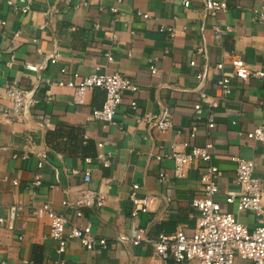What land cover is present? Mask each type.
<instances>
[{
  "label": "crops",
  "instance_id": "obj_1",
  "mask_svg": "<svg viewBox=\"0 0 264 264\" xmlns=\"http://www.w3.org/2000/svg\"><path fill=\"white\" fill-rule=\"evenodd\" d=\"M222 1L226 9L212 16L203 0H189L188 8L181 0H30L26 14L19 10L25 6L21 0H0V264H32L35 245L43 248L42 264H178L158 258L150 242L135 247L117 238L131 237L133 225L144 229L149 241L159 234L172 237L177 230L187 236L193 232L197 212L191 201L202 196L200 176L207 164L192 162L179 178L171 156L207 143L211 164L220 171L215 200L249 231L256 228V217L238 213L235 202L225 199L238 194L234 159L242 158L255 166L264 208V144L246 138L264 120V77L237 79L229 56L241 58L250 74L264 72V0ZM214 28L222 34L216 36ZM54 45L59 58L46 63ZM219 61L223 68L216 70ZM27 63L43 69L27 70ZM93 73H118L137 85L135 93L124 92L114 124L92 117L103 107V90L92 89L75 104L73 90L57 86L74 80V74ZM221 78L229 80L228 93L217 85ZM12 84L33 90L36 101L14 120L1 113L10 105L5 90ZM213 101L216 108L209 106ZM195 103L202 106L199 117ZM163 112L171 122L164 131L142 121ZM35 176L39 186L32 184ZM133 185L139 197L153 198L149 211L134 217ZM84 188L100 196V207L62 205L77 200ZM15 205L22 212L9 222ZM44 206L67 218L66 232L89 224L107 247L87 251L72 240L58 255L47 217L31 216ZM234 264L251 263L236 258Z\"/></svg>",
  "mask_w": 264,
  "mask_h": 264
},
{
  "label": "built area",
  "instance_id": "obj_2",
  "mask_svg": "<svg viewBox=\"0 0 264 264\" xmlns=\"http://www.w3.org/2000/svg\"><path fill=\"white\" fill-rule=\"evenodd\" d=\"M184 8L189 7V0H181ZM120 3L121 0H116ZM25 3L19 10L26 14L29 11L30 0H21ZM86 5V4H83ZM205 10L212 16L217 12L226 9V3L219 0H203ZM116 8L112 12H116ZM147 18V15H145ZM3 22L0 21V27ZM216 36H220L222 32L214 28ZM170 36L173 35V30H169ZM18 36V33L14 35ZM39 53V50H37ZM201 48L198 49V53ZM59 58V50L57 46H53L50 53L45 56L46 63H55ZM108 61L112 59L107 56ZM229 62L233 69L234 77L240 80H247L250 76L256 78L264 77V72L258 71L250 74L246 68L244 61L236 56H229ZM193 65V62L190 63ZM25 68L30 71H38L43 69L41 65L25 64ZM223 62L219 61L215 69L221 70ZM65 72V70H61ZM151 72L154 73V68L151 67ZM198 79L203 80L205 75H198ZM74 80L68 82H57L59 87H68L73 90V102L82 104L85 94L92 89H100L105 92V101L100 110H95L92 117L103 122L105 125L114 124V116L116 110L122 103L124 92L135 93L137 85L132 83L118 73H93L83 78H77L74 74ZM218 87L222 93H228L230 83L227 78H221L217 81ZM6 96L9 100V107L4 108L1 113L7 119H19L21 114H26L32 106L36 104L33 90H23L15 84L6 87ZM200 97L205 99V95L200 93ZM264 103V96H263ZM211 108H216L215 101L209 104ZM130 107L136 109V102L131 101ZM194 112L197 117L202 112L200 103L194 104ZM143 122L151 124L155 129L164 131L171 125L170 116L163 112L159 116L146 115L142 119ZM207 128H213L212 120L208 121ZM246 138L264 144V120L252 132L246 134ZM101 148L102 144H98ZM211 144L207 143L203 147H194L188 154L175 152L171 158L174 162V174L176 177H184L188 166L192 162H202L207 164L201 176V192L200 198H194L191 201V206L197 212L196 226L193 232L187 236L182 230H177L172 237H166L159 234L155 240H148L146 231L136 225H133L131 237L119 236L118 243H130L132 246L138 247L143 242H150L154 254L162 259H171L175 263H183L188 261H196L197 264H234L236 258L246 260L251 264H264V208L262 206V188L258 180L253 176L254 164L242 158H235V177L238 187V194L228 193L225 203L233 204L235 202L236 211L238 213L248 212L258 220V225L255 229L249 231L241 224L235 215L222 210L221 204L215 200L218 193V179L220 171L216 166L211 164ZM45 156H41L38 163V168L41 167ZM99 159H103L99 154ZM108 165V162H105ZM161 181H164V176L160 175ZM83 181H90L89 173L86 172L83 176ZM15 183V182H14ZM34 186H39L40 177L35 176L32 183ZM137 185L132 186L129 199L133 204L131 215L137 216L149 211L153 202L150 196L139 197L136 193ZM62 205L69 208L81 207H100L102 200L98 194L88 188L81 190L80 197L74 202H62ZM22 212L21 205L12 206L9 209L8 219L11 222ZM76 217L81 218L80 210L76 211ZM31 216L34 219H42L47 217L49 220V237L56 242V252L62 255L66 252L70 241L76 240L85 250L92 251L95 248L105 249L107 242L104 238L96 237L89 226L83 227L72 226L66 232L68 220L65 216L53 212L49 207H42L31 211ZM4 223V219L0 217V224ZM10 223L8 229H11Z\"/></svg>",
  "mask_w": 264,
  "mask_h": 264
},
{
  "label": "trees",
  "instance_id": "obj_3",
  "mask_svg": "<svg viewBox=\"0 0 264 264\" xmlns=\"http://www.w3.org/2000/svg\"><path fill=\"white\" fill-rule=\"evenodd\" d=\"M42 249L43 248L38 245L32 247V255H31L32 264H42L43 262Z\"/></svg>",
  "mask_w": 264,
  "mask_h": 264
}]
</instances>
